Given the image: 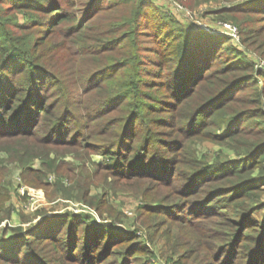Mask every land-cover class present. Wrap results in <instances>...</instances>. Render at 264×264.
Segmentation results:
<instances>
[{
  "label": "trees",
  "instance_id": "16d2710c",
  "mask_svg": "<svg viewBox=\"0 0 264 264\" xmlns=\"http://www.w3.org/2000/svg\"><path fill=\"white\" fill-rule=\"evenodd\" d=\"M229 1L216 15L263 58L264 0ZM233 42L186 30L152 0H0V170L17 163L29 184L101 212L111 189L142 192L149 243L161 242L171 264H264V70ZM196 140L235 156L211 160ZM36 158L41 167L30 165ZM93 184L102 193L90 197ZM9 196L0 187V207ZM42 214L4 227L0 264L161 259L137 231L69 210Z\"/></svg>",
  "mask_w": 264,
  "mask_h": 264
},
{
  "label": "rangeland",
  "instance_id": "374dc122",
  "mask_svg": "<svg viewBox=\"0 0 264 264\" xmlns=\"http://www.w3.org/2000/svg\"><path fill=\"white\" fill-rule=\"evenodd\" d=\"M155 5H157L161 10L170 14L174 19L179 21V24L185 26L186 30L191 29L192 27L196 29L198 27V23L207 22V23H217L219 21L230 22L235 25L237 23L232 19L228 18H220L218 17L216 10L220 9L224 5H229V0H211L208 2H203L195 6L186 5L178 0H152ZM217 14V15H216ZM238 26V25H237ZM222 35H227L226 33H220ZM230 37V36H229ZM232 39V38H231ZM233 41V40H232ZM234 45L238 47V49L245 50V52L249 55L252 59V54H254V59H263L261 54L258 51L254 50V47H248L245 44L241 43L240 41L233 42ZM247 47V48H246ZM155 48H157L156 42L151 41L150 52H152ZM160 50L158 52L160 56H163L164 53ZM157 53V54H158ZM156 55V54H153ZM149 68L153 67L152 63L148 66ZM96 98V97H95ZM92 98V99H95ZM191 146L197 150L199 155H207L211 160L215 158L220 152L224 154H228L229 156H235V150L231 149L227 146L225 148L219 146V144L215 143L214 141L210 140H199L194 141L191 143ZM7 153L5 151L0 152V157L6 156ZM93 159L97 160L98 162H102L104 157L101 154H93ZM67 160L69 161H78L77 159L73 158L72 155L66 156ZM6 169L0 170V187L9 189L10 195L3 204V207H0V217L6 213V209L12 206V214L11 216L5 219H8L4 225L0 226V234L2 233L4 227L6 226H13L18 225L15 222V219H21L22 217H29V221L21 222L19 224L27 225L32 224L35 221L42 218L46 212L48 215L62 213L64 211H71L75 214H85L89 215L90 218L93 220L94 223L100 224L102 221H107L106 223L110 224L111 227L113 226L115 229H119L120 231L126 232H133L137 231V234L140 236V240H145L146 244L152 247L156 254L160 256L159 263L157 264H171L165 261L163 258L164 255L161 254L162 250V243H158L154 245L149 243L150 238L145 226L141 223L140 215L138 214L139 206L144 203L142 198V192L134 191L128 187H116L115 189H111L110 193L106 195L107 199V207L102 212L97 210L95 207L91 206L90 204L86 203L83 200L78 199L76 196L73 197H66L61 195V192L58 194L55 193V189L51 186L50 183H55L57 180V175L54 173H49L47 182L50 184L48 188L42 186H35L29 184L21 177V170L17 166L18 164L14 162H7L5 163ZM1 165V163H0ZM16 165V166H15ZM33 167H41V159L36 158L30 164ZM104 171L101 170L99 175H97L94 180L96 182L101 181L103 178L101 174ZM20 177V181L23 184H26L35 189H42L44 193V198L40 202L38 208L34 210H25L24 208L20 207L21 203L28 202L26 196L21 195L18 191V184ZM63 181L66 183L65 185H69L71 182L66 177L63 178ZM102 193V187L100 184H93L90 190V197L93 195H100ZM7 207V208H5ZM42 212V213H41ZM263 212L259 210L257 212L258 217L261 216ZM41 213V214H40ZM15 216H14V215ZM14 217V218H13ZM4 219V220H5ZM3 219L0 221V223ZM15 223V224H14ZM101 225V224H100ZM174 231H177L174 229ZM139 253V252H137Z\"/></svg>",
  "mask_w": 264,
  "mask_h": 264
},
{
  "label": "built area",
  "instance_id": "2783aa9c",
  "mask_svg": "<svg viewBox=\"0 0 264 264\" xmlns=\"http://www.w3.org/2000/svg\"><path fill=\"white\" fill-rule=\"evenodd\" d=\"M198 27L201 29H204L208 32H214V33H226L228 34L233 41L237 42L240 41V31L237 25L230 23V22H222L219 21L217 23H207V22H201L198 23ZM254 54H252V59L254 61V66L258 69L264 70V60L263 59H254ZM19 179L18 184V191L21 195H24L27 197L28 202L21 203L20 207L24 208L25 210H34L38 208L40 205V202L44 198V193L42 189H35L32 188L26 184H23L20 181V177H17ZM6 222H8V219L3 220L0 223V226L4 225ZM107 222V221H104Z\"/></svg>",
  "mask_w": 264,
  "mask_h": 264
},
{
  "label": "crops",
  "instance_id": "0c3cea01",
  "mask_svg": "<svg viewBox=\"0 0 264 264\" xmlns=\"http://www.w3.org/2000/svg\"><path fill=\"white\" fill-rule=\"evenodd\" d=\"M13 215H14V214H13ZM14 216H15V215H14ZM13 218H14V217H13ZM21 221H22V220H21L20 218H19V219H15V222L18 223V224L21 223ZM14 224H15V223H14Z\"/></svg>",
  "mask_w": 264,
  "mask_h": 264
},
{
  "label": "water",
  "instance_id": "95a60500",
  "mask_svg": "<svg viewBox=\"0 0 264 264\" xmlns=\"http://www.w3.org/2000/svg\"><path fill=\"white\" fill-rule=\"evenodd\" d=\"M40 219H41V218H40ZM40 219H39V220H40Z\"/></svg>",
  "mask_w": 264,
  "mask_h": 264
}]
</instances>
